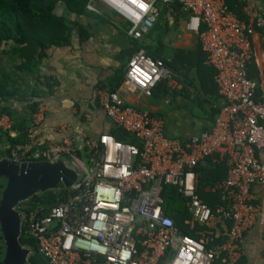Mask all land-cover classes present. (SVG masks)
Here are the masks:
<instances>
[{"label": "built area", "instance_id": "built-area-1", "mask_svg": "<svg viewBox=\"0 0 264 264\" xmlns=\"http://www.w3.org/2000/svg\"><path fill=\"white\" fill-rule=\"evenodd\" d=\"M95 1L87 3L93 11ZM100 1L130 23L128 34L135 39L154 25L161 3H179L188 13L186 29L198 36L205 62L214 71L222 102L211 128L180 140L166 134L160 117L128 103L117 90L103 89L101 107L130 139H118L113 132L94 139L82 127L73 133L66 124L59 140L36 142L47 110L41 103L33 113L28 142L23 148L8 143V157L16 163L62 162L76 173V180L67 200L22 214L21 232L36 243L29 246L31 254L47 264H215L216 252L165 212V191L171 186L185 199L192 215L190 229L205 237L229 223L218 249L228 264H236L244 253V235L257 221L252 187L264 182L259 159L264 97L257 99L259 81L250 74L253 36L264 29V14L254 0H244L243 16L226 0ZM174 79L164 60L138 49L128 61L123 83L128 91L151 97L160 81L172 84ZM11 129L12 119L0 111V134ZM223 160L226 175L211 188L224 195L229 207L220 206L215 213L201 199L198 168L213 169Z\"/></svg>", "mask_w": 264, "mask_h": 264}, {"label": "crops", "instance_id": "crops-1", "mask_svg": "<svg viewBox=\"0 0 264 264\" xmlns=\"http://www.w3.org/2000/svg\"><path fill=\"white\" fill-rule=\"evenodd\" d=\"M254 2L264 14V0ZM94 4L97 11L89 9L87 4L81 11L71 7L67 11L61 5L58 7L57 13L69 20V43H53L46 50L47 56L38 63L36 78L19 71V62H14L7 54H2L0 73L7 74L6 83L16 80L15 87L18 90L14 98L2 103L9 110L3 113L12 119V129L8 131L10 136L16 138L15 140L19 139L20 144L26 141L23 130L32 127L33 113L41 103L47 105V110L41 121L42 132L36 142L43 139L59 140L64 134L62 127L66 124L72 126L73 133L82 127L94 139L103 133L112 132L113 122L100 104V91L103 89H115L128 103L160 117L164 121L166 134L170 137L183 140L211 128L216 121L222 99L213 79L214 71L205 62L206 54L198 36L186 29L188 13L180 4L161 3L160 19L157 18L159 21L156 20L141 39H135L128 34L130 23L113 9L100 0H96ZM253 39L255 54L251 68H254V75L259 81L257 99L262 100L264 29L257 30ZM138 49H144L150 56L164 60L173 71L175 79L172 84L166 80L169 91L165 96L145 97L138 92H130L123 83L124 79L117 85L120 77L124 76L131 55ZM166 98H169L168 102L165 101ZM33 100L38 101L35 111L32 110ZM126 136L130 139L127 134ZM7 143L11 144L7 141L0 148L6 150L4 148ZM8 155L9 153H4L0 157ZM259 159L264 162V148L259 150ZM218 165L217 175L218 180H221L226 175L225 161ZM211 185H207L205 189L208 195L215 197L219 192H214ZM70 188L48 191L65 190L67 200ZM252 195L253 202L258 206L257 221L244 235V253L236 264H264V182L253 185ZM30 199L20 202L22 205L19 203L23 215L37 205L47 206L37 200L34 208H28L30 205L26 202ZM220 206L229 207L224 200V204L219 205L215 213ZM187 213L189 217L186 225L189 228L192 215L188 209ZM218 227L219 225L205 237L199 230L195 231L212 242L210 249L216 252L215 264H228L226 255L218 249L225 239V230Z\"/></svg>", "mask_w": 264, "mask_h": 264}, {"label": "trees", "instance_id": "trees-1", "mask_svg": "<svg viewBox=\"0 0 264 264\" xmlns=\"http://www.w3.org/2000/svg\"><path fill=\"white\" fill-rule=\"evenodd\" d=\"M228 6L233 11L243 16L242 7L244 0H226ZM87 0H0V58L2 54H7L12 61L19 62L17 68L23 73H28L35 77L38 75L36 71L38 63L47 56L46 50L49 49L53 43L59 45H66L69 43V20L66 16L57 13L58 7L61 5L69 11V7L76 10L85 9ZM160 19V17H159ZM159 19H157L159 21ZM157 21V22H158ZM156 23V22H155ZM153 58H157L154 56ZM250 74L255 76L254 68H250ZM124 76H121L117 85L123 81ZM6 73H0V111L9 112L3 102H7L14 98L17 94L15 82L6 83ZM117 87V86H116ZM115 90V89H113ZM169 89L167 81H160L153 90V95L156 97L165 96ZM35 111L38 101H32ZM10 114V113H9ZM11 115V114H10ZM12 116V115H11ZM29 129V128H28ZM28 129L23 130V135L26 141L20 144L10 136L9 132L5 131L0 134V145L7 141L11 142L14 147L23 146L27 142ZM112 132L116 138L127 140L128 137L121 129L114 127ZM7 145V144H6ZM2 150L0 148V155L9 153V150ZM219 165L213 169L198 168L201 199L207 202L216 211L217 207L224 204V195L222 193L216 194L215 197L208 195L205 187L213 184L218 180L217 170ZM67 191H47L41 195L33 196L30 201L26 202L34 208L37 200H40L46 205H55L66 199ZM166 203L164 205L165 212L172 216L175 222L181 226L185 233L189 234L195 239L201 240L205 243L207 248H211L212 242L201 237V234L195 230H191L186 225V220L189 215L185 206L184 197L176 192V190L168 186L165 191ZM229 223L219 225L220 230H227ZM21 240L27 246H35V240L26 235H22ZM31 264H47L46 260L33 252L30 255Z\"/></svg>", "mask_w": 264, "mask_h": 264}, {"label": "water", "instance_id": "water-1", "mask_svg": "<svg viewBox=\"0 0 264 264\" xmlns=\"http://www.w3.org/2000/svg\"><path fill=\"white\" fill-rule=\"evenodd\" d=\"M76 173L62 162H13L0 157V239L3 264H31V249L21 241V214L16 206L34 195L71 187Z\"/></svg>", "mask_w": 264, "mask_h": 264}, {"label": "flooded vegetation", "instance_id": "flooded-vegetation-1", "mask_svg": "<svg viewBox=\"0 0 264 264\" xmlns=\"http://www.w3.org/2000/svg\"><path fill=\"white\" fill-rule=\"evenodd\" d=\"M21 205H22V203H20ZM20 204H18L17 206H16V209L20 212V213H22L21 212V210H20ZM22 232H21V237H22ZM22 241V240H21ZM1 248H2V242H1V239H0V264H3L2 262V260H3V258H2V255H1Z\"/></svg>", "mask_w": 264, "mask_h": 264}, {"label": "rangeland", "instance_id": "rangeland-1", "mask_svg": "<svg viewBox=\"0 0 264 264\" xmlns=\"http://www.w3.org/2000/svg\"><path fill=\"white\" fill-rule=\"evenodd\" d=\"M7 144H8V143H7ZM20 214H21V219H22V217H23V216H22V213H20ZM25 246H26V247H29V246H27V245H25Z\"/></svg>", "mask_w": 264, "mask_h": 264}]
</instances>
